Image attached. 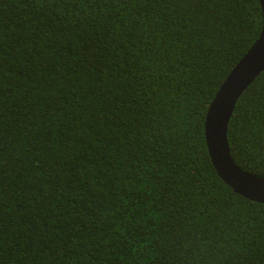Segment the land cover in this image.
Returning <instances> with one entry per match:
<instances>
[{
    "label": "trees",
    "instance_id": "obj_1",
    "mask_svg": "<svg viewBox=\"0 0 264 264\" xmlns=\"http://www.w3.org/2000/svg\"><path fill=\"white\" fill-rule=\"evenodd\" d=\"M262 28L259 0H0V264H264L205 140ZM228 140L264 176V72Z\"/></svg>",
    "mask_w": 264,
    "mask_h": 264
},
{
    "label": "water",
    "instance_id": "obj_2",
    "mask_svg": "<svg viewBox=\"0 0 264 264\" xmlns=\"http://www.w3.org/2000/svg\"><path fill=\"white\" fill-rule=\"evenodd\" d=\"M260 37L229 73L209 105L205 120V140L211 162L219 177L234 192L264 203V176L248 172L235 161L229 140V122L238 99L249 85L264 72V0Z\"/></svg>",
    "mask_w": 264,
    "mask_h": 264
}]
</instances>
